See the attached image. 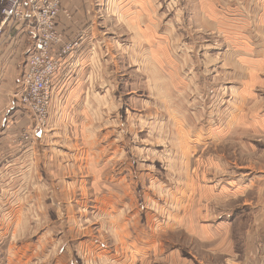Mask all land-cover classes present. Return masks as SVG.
Wrapping results in <instances>:
<instances>
[{"label":"rangeland","instance_id":"obj_1","mask_svg":"<svg viewBox=\"0 0 264 264\" xmlns=\"http://www.w3.org/2000/svg\"><path fill=\"white\" fill-rule=\"evenodd\" d=\"M159 1L151 47L167 48L170 74L146 85L121 64L105 109L99 85L80 96L95 124L94 169L11 176L16 264H264V0H222L214 24L201 0ZM85 65L72 88L87 92ZM184 215L191 231L178 226Z\"/></svg>","mask_w":264,"mask_h":264},{"label":"crops","instance_id":"obj_2","mask_svg":"<svg viewBox=\"0 0 264 264\" xmlns=\"http://www.w3.org/2000/svg\"><path fill=\"white\" fill-rule=\"evenodd\" d=\"M5 1L0 0V9ZM61 1L62 11L59 15L58 29L64 34L66 41L79 40L81 46L63 62L62 70L55 79V86L58 89L54 91L50 116L43 130L35 129L33 119L26 115L14 97L18 82L24 75L26 61L34 44L35 35L26 24L16 26L9 24L4 28V36L0 37V264L6 262L16 264L17 252L14 242L18 240L15 237L19 228L17 224L13 226L12 223L16 188L12 183L11 176L13 174L94 169L93 162L87 159L90 158L92 161L95 159V153H91L93 146L90 145L93 140L95 141L93 129L95 124H93L94 119L86 120L87 116L84 113V107H82L83 101H79L82 98L80 96L94 92L96 85H99L103 91V97L105 95L110 97V94L117 90V80H112V78L120 72L121 64L126 67L127 64L133 63L132 68L138 67L133 72L135 75L139 72L146 75V85L149 84L150 77L153 78L152 75H155V71L168 75L172 69L169 63L171 54L168 53L167 48H160L153 53L151 47L155 40L153 37L157 38L156 28L160 26L158 24L161 19L159 9L163 8V5L159 0ZM201 1L207 7L202 10V20L214 24V19L211 18L214 16L215 9L225 3L221 4L222 0ZM173 5L171 3L166 7H174ZM221 17L215 20L216 26L222 22L223 18ZM116 21L120 24H115ZM120 29H123L122 33ZM164 29L166 30V27ZM220 30L222 33V29ZM122 38L124 41L120 44ZM171 40L174 38L172 37ZM123 45H128L127 49ZM176 46L180 49L178 45ZM181 51L184 52V50ZM94 56L96 57L94 58ZM139 59L141 64L138 66L135 62ZM90 61L93 68L87 77V92L85 87L72 88L75 80L81 77L82 68ZM95 65L97 73L94 72ZM88 72V70L85 71L83 77L87 76ZM117 77L119 78L120 75L117 74ZM182 87L185 89V83ZM183 95L182 93L181 96L183 97ZM185 98L186 94L183 100ZM71 100L77 101L78 112H82L80 116L76 115L74 118L79 120L73 121L75 123L73 126L65 121V117L69 116L66 114V107ZM103 100L100 103L105 104V109L109 101L107 97L104 100L105 103L102 102ZM86 106L90 110L93 108L88 104ZM62 110L65 112L63 113ZM66 118L70 120L69 117ZM88 125L89 128H87ZM65 145L74 149L79 146L82 151H77L69 159H66L61 155ZM90 154L92 155L90 156ZM116 154L123 156V151ZM77 156L86 159V161L82 160V163L76 167L75 162L71 160ZM37 164L39 167L36 166ZM185 218L186 215L182 220L185 222H179L178 226L183 225L187 231H191L193 228L186 227L187 224H190L189 218ZM206 231L208 230L206 229ZM256 232L257 227L253 226L252 232L246 234L247 242L256 239L254 237ZM205 235L208 238L210 233ZM205 235L200 234L199 236ZM262 236L263 238L259 240L260 248L264 247V233ZM229 250L230 247L227 251ZM249 256L247 260H249ZM262 260L261 256L255 264H261Z\"/></svg>","mask_w":264,"mask_h":264},{"label":"built area","instance_id":"obj_3","mask_svg":"<svg viewBox=\"0 0 264 264\" xmlns=\"http://www.w3.org/2000/svg\"><path fill=\"white\" fill-rule=\"evenodd\" d=\"M4 3L0 9V37L4 36V28L9 24H26L35 35L14 97L33 119L35 129L43 130L53 104L55 79L63 62L81 43L79 40L66 41L58 29L61 0H6Z\"/></svg>","mask_w":264,"mask_h":264}]
</instances>
